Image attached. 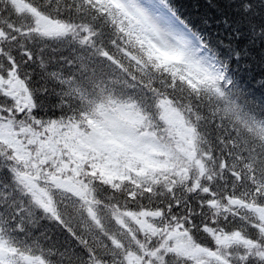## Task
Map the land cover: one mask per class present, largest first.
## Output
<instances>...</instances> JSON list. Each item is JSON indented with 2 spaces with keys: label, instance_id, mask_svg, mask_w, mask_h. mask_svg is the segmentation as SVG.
Returning <instances> with one entry per match:
<instances>
[{
  "label": "snow or ice",
  "instance_id": "snow-or-ice-1",
  "mask_svg": "<svg viewBox=\"0 0 264 264\" xmlns=\"http://www.w3.org/2000/svg\"><path fill=\"white\" fill-rule=\"evenodd\" d=\"M224 2L204 0L210 11L193 19L173 0H0V30L8 35L0 40V136L12 144L0 142V264H264L259 209L247 218L244 213L252 208L221 215L207 202L215 198L214 189L197 196L180 185L179 194L168 192L153 183L158 173L151 170L140 181L121 182L119 170L111 179L101 178L124 149L152 148L137 135L140 125L124 121L125 108L158 112L165 97L184 103L186 80L200 81L205 92L214 83H226L238 99L246 75L252 74L264 89V16L253 11L264 8V0L258 5L227 0L225 11L218 12ZM25 5L57 24H43ZM240 12L244 16L234 18ZM20 20L24 28L38 30H18ZM56 51L72 55H46ZM160 53L179 62L164 63ZM104 64L117 70L135 66L149 90L133 97L135 104L109 96L88 109L66 105L71 81L63 66H75L88 78ZM131 83V91L144 87ZM50 96L57 103L46 111ZM240 110L255 122L251 110L243 105ZM72 124L80 143L73 138L68 145L52 136V127L63 133ZM258 129L264 135V120ZM214 139L225 167L229 158L239 167L242 161L231 151L236 143H225L231 137ZM155 150L172 155L163 141ZM123 171L131 177L128 168ZM229 175L236 179L234 172ZM252 179V191H240L246 200L254 193L253 208H264V172ZM230 187L229 195H235L237 184ZM237 220L240 225L233 228ZM236 231L253 243L235 238Z\"/></svg>",
  "mask_w": 264,
  "mask_h": 264
},
{
  "label": "trees",
  "instance_id": "trees-1",
  "mask_svg": "<svg viewBox=\"0 0 264 264\" xmlns=\"http://www.w3.org/2000/svg\"><path fill=\"white\" fill-rule=\"evenodd\" d=\"M173 2L185 15L190 14L193 19H197L200 15L210 11L208 6L204 4V0H173ZM237 2L241 3V0H237ZM16 3H22V0H16ZM253 3L254 5H258L259 0H253ZM25 7L35 16L56 21L53 18H49L44 12H39L31 8L30 5H25ZM197 7L200 8L199 13L195 11ZM226 8L227 0L219 5L217 11H225ZM253 11H259L260 15L264 16V8L254 6ZM240 16H244V13L240 12L235 14L234 18ZM248 16L250 17L251 13H249ZM212 18L214 19L215 16ZM16 23L18 25V30L19 28H24L22 20L16 21ZM257 23H259V18H257ZM37 30L38 28H24L25 32H34ZM7 38L8 35L6 30H0V40H7ZM11 46L12 45L5 44V47ZM76 54L79 55L82 53L77 52ZM46 55L70 57L72 52L62 53L56 51L54 53H46ZM158 58L162 59L164 63L169 64L179 62L176 59L168 57L161 56ZM63 67L65 79L71 81V84L68 85L66 89L68 99L63 101L66 105H78L79 107L88 109L94 104L102 103V100L97 101L95 97L99 95V99L110 96L112 100H115L117 103L135 104V100L132 98L143 94L150 88V84H146L144 80H141L140 70L133 65H118L120 70L107 64H104L102 68L100 65H97V75L93 77L90 74L88 78H83L81 72L75 66L71 68L67 66ZM102 72L104 75H100ZM70 74H75L76 79H73V76ZM125 76L131 78V80L126 79ZM251 76L252 74L246 75V82L241 85L242 94L239 95L238 99L234 94V90L228 89L226 83H214L211 86V91L205 92L201 90L205 87L204 84L200 83L198 86H194L188 83L189 80H186L187 94L184 103H173L171 99L165 97L158 101V112L156 109L144 113L138 111L134 107L125 108L130 113L139 116L144 122L145 118L151 117V119L145 122V125L151 128V132L157 133L159 137H164L168 129V119L166 116H163V111H167L170 107L173 111L181 114L187 130L190 132L191 141L186 144L189 146L187 147V151L183 154L185 160H187V156H192L191 159L188 158L191 162L189 164L192 165L189 173L184 172L179 175L170 173L164 175L161 173L162 175L159 176L161 177V181L153 182L154 184L161 185L168 192H172L173 189H176L177 194L180 192L179 186L184 185L187 192L196 193L197 196L204 192L206 188H212L217 194L214 199L207 202L210 203L213 208H219L221 215L228 213H244L243 207L239 205L240 203L246 205L255 204V200L253 199L254 193L246 200L244 194L240 191L241 187H247L248 192H251L252 189L250 185L256 183V180L252 179L253 175L259 179V174L264 172V135H262L258 129V122L264 120V89H261L257 82L252 81ZM258 79L259 77H257V80ZM132 80L136 81L137 85H144V87L141 88L137 86L135 91H131ZM249 83L251 87H248ZM101 89L107 90L101 91ZM54 103H57L55 97L50 96L46 100L45 110L48 111ZM242 105L251 110L254 114L255 122H253L252 117H247V119H245L246 114L242 113L240 110ZM57 127L58 126L52 127L50 129L51 133L57 131L58 135L61 134L64 136L62 140H67L68 145H71L73 138L77 135L75 133L77 129L76 125H69L68 130L63 133L60 132L59 127L55 130ZM233 129H235V133H233ZM208 133H211V135H208ZM217 136L231 137V139L226 140V146H230L233 142L236 143L237 146L231 149V151L238 160L242 161L239 167H234L232 165L231 158H229L227 167H225V160L220 156L219 152L216 151L218 146L214 137ZM166 139L167 138H163L162 140L166 141ZM0 142L11 146V143L5 140H0ZM214 155L217 157L215 160H213ZM123 156L125 155L123 154L120 159L115 160L118 161L117 164H120V162L124 160L121 166L116 164V166H112L111 169L106 168L101 172V178L111 179L116 175V171L119 170L121 176L124 178L121 182L129 178L134 181H140L141 179L138 178L140 176L138 175L139 170L133 171L129 169V161L122 158ZM125 167L131 172V177L123 171ZM229 172L235 173V180L233 176L229 175ZM188 175L192 177L190 178ZM233 183L237 184V192L235 195H229L231 192L230 186ZM225 184L229 186L227 191H225L223 187ZM262 194H264V190H262ZM257 207L261 215L264 214V208H260L259 205H257ZM237 210H239L238 213ZM254 213L255 211L244 213L245 218ZM261 223L264 224V219H262ZM239 225L240 221L237 220L233 228H237ZM257 227H259V225H257ZM236 232L239 234L238 238H242L244 243H253V241L248 240L246 237H242L239 231ZM207 243L208 241L205 240V244Z\"/></svg>",
  "mask_w": 264,
  "mask_h": 264
},
{
  "label": "rangeland",
  "instance_id": "rangeland-1",
  "mask_svg": "<svg viewBox=\"0 0 264 264\" xmlns=\"http://www.w3.org/2000/svg\"><path fill=\"white\" fill-rule=\"evenodd\" d=\"M43 24L45 25H52V26H55L57 24V22L55 21H50V20H44L42 22ZM162 54H165V53H162ZM165 55H168V54H165ZM169 56H172V55H169ZM175 57V56H173ZM193 83H201L200 81H196V80H191ZM167 114L171 117L170 120H167L171 127L168 128V132H167V139L166 141L165 140H162V139H158L156 142H152V140H149L152 142V148H135V151H137L136 153L134 152L133 153V149L130 153V156H123L126 160L129 161V166H132L130 167L129 169L131 170H139V173L138 175H140L138 178L139 179H142L143 178V174L148 171V170H151V172H154V173H158V175L156 176V179L157 181H153V182H159L161 181V169L162 170H165V169H172V172L176 173L177 175H179L180 171H184V165H182L180 163V158L178 157L179 155H182V153L184 152L183 148L185 147H188L189 145H186L189 141H191V135H189V133H186V132H181L180 131V128L179 127H176V124L177 123V119L178 117L176 115H174L172 113V111H166ZM166 114H164L163 116H165ZM180 116V115H179ZM123 119L125 122H128V123H131L133 124L134 126L135 125H145L144 122L142 120H140L139 118H136L134 117L133 115L131 116H127L125 113H123ZM138 120V121H137ZM57 128H55V130H57ZM75 133L77 134L76 135V139H77V143H80L79 141V131L77 132V129L75 130ZM52 136H55L57 137L58 139H64L63 135H58L57 134V131L56 132H52ZM0 139L2 140H5L7 142H10L11 143V140L10 138L8 137H3V136H0ZM148 140V139H146ZM163 141V143L167 144L168 145V149L171 150L173 152L172 156L168 158V160L166 159L167 158V155L168 154H165L163 153L164 155V158L166 159V161H162L161 159H158L159 157H161L162 153H160V151L158 150H155V146L160 144V142ZM12 145V144H11ZM71 149V148H70ZM154 153H159V157L155 158L154 156ZM123 154L124 155H127V150L124 149L123 150ZM175 157V158H174ZM192 156H190L189 158L191 159ZM176 159V160H174ZM139 164L142 165V167H134V165L137 164V162ZM128 161H127V164H128ZM116 161H113L112 164L116 165L115 164ZM156 162L160 163V164H156ZM119 166H121V163L120 164H117ZM126 168V167H125ZM190 178L192 176L188 175ZM163 177V176H162ZM124 179V178H123ZM64 181H61V183H63ZM217 240H219V238H217Z\"/></svg>",
  "mask_w": 264,
  "mask_h": 264
}]
</instances>
